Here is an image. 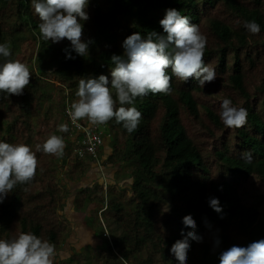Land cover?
<instances>
[{
    "label": "trees",
    "instance_id": "obj_1",
    "mask_svg": "<svg viewBox=\"0 0 264 264\" xmlns=\"http://www.w3.org/2000/svg\"><path fill=\"white\" fill-rule=\"evenodd\" d=\"M169 8L188 16L207 38L203 59L216 80L184 82L169 68L170 95L149 93L134 101L142 113L134 132L115 119L99 124L107 136L97 148L109 163L104 183L70 189L61 174L74 170L72 181L84 174L88 162L78 163V150L96 131L77 129L87 118L69 125L79 80L105 75L111 81L112 55H123L124 40L135 32L166 35L159 21ZM85 10L81 39L88 52L80 56L67 39L41 38L31 0H0V43H9L8 59L25 63L31 73L21 95L0 91V141L30 146L38 161L34 178L0 203V239L31 232L60 249L72 230L63 210L68 194L78 195L83 214L85 203L99 200L102 232H95L99 243L71 246L58 264H179L170 249L189 231L202 240L189 239L186 264H220L229 247L264 239V0H88ZM253 20L259 34L245 27ZM225 98L247 110L243 127L224 125ZM61 124L67 132L59 131ZM50 135L75 146L73 160L37 151ZM212 198L222 212L210 206ZM186 215L195 229L183 224Z\"/></svg>",
    "mask_w": 264,
    "mask_h": 264
},
{
    "label": "clouds",
    "instance_id": "obj_2",
    "mask_svg": "<svg viewBox=\"0 0 264 264\" xmlns=\"http://www.w3.org/2000/svg\"><path fill=\"white\" fill-rule=\"evenodd\" d=\"M87 5L88 0H31V6L41 21L38 25L41 38L53 43L67 39L71 42L72 50L85 56L88 42L81 39L83 25L80 21L89 19L85 10ZM159 24L166 35L150 31L144 38L135 32L124 40L123 55L113 54L111 57L115 65L111 69V81L105 75L79 80L76 92L78 99L71 103L67 111L72 128L74 121L87 118L89 121H80L77 129L93 128L100 131L102 143L107 136L99 124L109 120L115 119L117 123H122L128 133L134 132L142 119V113L132 106L134 101L149 93L170 95L169 68L176 78L184 82L195 78L201 86H205L216 80L215 69L205 65L203 57L207 38L197 24L191 23L188 16L181 15L175 8L167 9ZM245 27L251 34L260 33V25L254 20L247 22ZM11 54L10 44L0 43V57L4 58V62L0 63V91L21 95L30 83L31 73L25 63L8 59ZM67 58L73 57L69 55ZM117 101L119 107L116 106ZM247 115L245 108L234 107L230 99L222 101L220 116L226 127H243L247 123ZM59 131L67 132V124L59 125ZM64 147L62 137L50 135L36 149L47 154L62 155ZM80 149L78 152L81 157L89 155L97 161L94 164L99 167L103 179L105 171L98 163L106 162L105 156H99L98 151L81 154ZM37 164L36 154L30 146L0 141V203L17 184H27L34 178ZM209 203L217 213L222 212L218 199L212 198ZM183 224L188 228H196L191 215L183 217ZM181 235L184 238L177 240L170 251L179 264H186L189 239L200 242L202 237L194 231L186 235L182 232ZM216 243L219 244V240ZM56 257V245L31 232H20L10 239H0V264H55ZM219 261L220 264H264V239L247 246L233 245L221 252Z\"/></svg>",
    "mask_w": 264,
    "mask_h": 264
},
{
    "label": "rangeland",
    "instance_id": "obj_3",
    "mask_svg": "<svg viewBox=\"0 0 264 264\" xmlns=\"http://www.w3.org/2000/svg\"><path fill=\"white\" fill-rule=\"evenodd\" d=\"M74 153H75V146L73 144H70L64 147L63 154L61 155V157H66L67 160H73ZM77 161L80 164L88 162L86 174L88 175L89 178L92 177L94 173H99L100 175L99 167L94 164V162L97 163V161L88 160L87 156L80 157L77 159ZM66 165L69 166V164H66ZM98 165L103 169V171H105V173H107V169L109 166L108 162L98 163ZM65 171L67 172L68 175L66 176L65 174L63 175V173L61 174L62 183L67 185L70 189H73L79 186L85 187V186H89L92 184L89 180L87 183L83 185H81V183L77 181H74L71 183L72 180L70 179L75 177L74 175L75 171L72 169H68ZM99 181L101 184L104 183V182H101L102 178H99ZM79 199L80 198L78 197V195H75V194H68L67 197L65 198L66 205L63 210L65 211L64 213H66L65 216L67 215L71 219L72 230L66 242L62 245L60 249L56 250L57 257L59 259L67 256V254L70 252L71 246H74L76 249H81L83 244L85 243H91L92 245H94L100 242L99 239L94 238L95 232L97 233V236L102 232L101 224L99 220L100 217H98L99 213H98V216L96 213V209L100 207L99 200L95 199L92 202L93 205H96V206L90 207L89 206L90 203H85V205H88L87 206L88 208H87V212L83 214L82 213L83 208L77 205ZM74 204H75V209L72 208ZM73 210H75V212ZM57 257L55 260V264H58Z\"/></svg>",
    "mask_w": 264,
    "mask_h": 264
},
{
    "label": "built area",
    "instance_id": "obj_4",
    "mask_svg": "<svg viewBox=\"0 0 264 264\" xmlns=\"http://www.w3.org/2000/svg\"><path fill=\"white\" fill-rule=\"evenodd\" d=\"M87 130H96L93 128L87 129ZM102 141V136L100 134V131H91L89 134H86L85 137L82 140V146H81V154L83 153H91L94 154L97 151L98 146L100 145Z\"/></svg>",
    "mask_w": 264,
    "mask_h": 264
},
{
    "label": "crops",
    "instance_id": "obj_5",
    "mask_svg": "<svg viewBox=\"0 0 264 264\" xmlns=\"http://www.w3.org/2000/svg\"><path fill=\"white\" fill-rule=\"evenodd\" d=\"M86 171H87V169L85 170L84 174H82L81 176L79 175V180H76L77 182H80L81 185L87 183L88 180L92 183L95 180H98L99 181V178H101V176L99 175V173H94L93 176L89 178L88 175L86 174ZM71 183H72V181H71Z\"/></svg>",
    "mask_w": 264,
    "mask_h": 264
}]
</instances>
